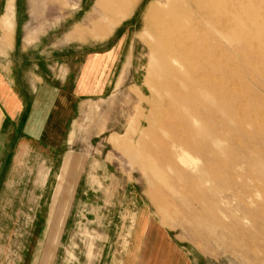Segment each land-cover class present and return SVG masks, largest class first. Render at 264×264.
<instances>
[{"label":"rangeland","instance_id":"374dc122","mask_svg":"<svg viewBox=\"0 0 264 264\" xmlns=\"http://www.w3.org/2000/svg\"><path fill=\"white\" fill-rule=\"evenodd\" d=\"M175 1L21 0L47 42L32 52L54 55L74 22L87 33L79 138L73 123L0 137V264H264V0H192L170 22ZM186 29L188 65L163 51ZM70 150L78 172L52 208Z\"/></svg>","mask_w":264,"mask_h":264},{"label":"crops","instance_id":"0c3cea01","mask_svg":"<svg viewBox=\"0 0 264 264\" xmlns=\"http://www.w3.org/2000/svg\"><path fill=\"white\" fill-rule=\"evenodd\" d=\"M133 4H113L111 8H114L113 13L119 19L127 16ZM20 8L21 0H0V137L10 126L15 129V134L20 138L21 133H28V129L24 131L25 128L53 124L68 126L69 123H73L68 141L69 146H72L79 138V119L73 120L78 116L76 82L78 80V84L82 83L83 68L87 66L82 65L83 72L78 73L76 79L74 42H82L80 38L86 37L87 33L83 30L77 32L78 24L74 22L70 29L61 32L59 37L49 43L50 47L57 43L64 45L54 50V55L46 57L41 55L39 50L32 52L35 47H47V42L45 37L38 36L36 41L34 39L35 30L40 29V26L37 25L35 30H31L32 27L27 29L37 15L33 16L32 10H27L28 21L25 22L24 13L22 14ZM7 18H9L10 28L5 26ZM67 18L72 23V14H69ZM23 30L25 34H22ZM82 56L89 60L98 55L95 52H86ZM49 62H54L59 73L60 68L63 72L62 77L56 76V80L58 79L56 82L49 80L48 74L52 75L53 68V65L51 67L48 65ZM28 75L40 79L35 86L30 83ZM88 81L90 82V79ZM5 151L1 148L3 155L6 154L2 156V158L5 157L4 160L9 156V152ZM72 151L67 153L62 164L50 204L52 208L57 205L56 198L61 187L73 185L72 180L67 179L70 171L78 172V158L71 170L74 156V150ZM44 182L46 186L47 180ZM79 187L83 186L79 185ZM183 262L189 263L188 260L187 262L183 260L181 263Z\"/></svg>","mask_w":264,"mask_h":264},{"label":"bare ground","instance_id":"6f19581e","mask_svg":"<svg viewBox=\"0 0 264 264\" xmlns=\"http://www.w3.org/2000/svg\"><path fill=\"white\" fill-rule=\"evenodd\" d=\"M192 5H193L192 0H179V1H175V2L171 3V7H168V10H172L169 21L172 22L173 20H176V16H181L185 20L188 21L190 16H189V13L186 10V8L188 7V9H189V7H191ZM154 11H155L154 7H151L150 14H152ZM190 15H191V12H190ZM162 29H164V28H162ZM169 38H171V42L168 45H166V47H164L165 49H163V51H165V53L170 55L171 60L173 62L176 63L177 61H179L180 64L182 63L184 65H188V63L190 61V57L196 53V48L194 47V45H195L197 38L195 37L194 31L193 30L190 31L189 29H186L185 32L183 33V35H176V36L172 35ZM193 43H194V45H193ZM199 44H201V43H199ZM199 48H200V46H199ZM198 65H199V61H197L196 66L194 68L199 69ZM201 72H202V70H201Z\"/></svg>","mask_w":264,"mask_h":264}]
</instances>
